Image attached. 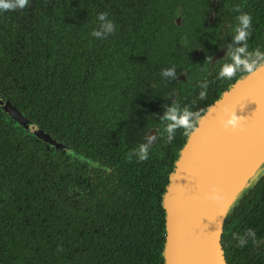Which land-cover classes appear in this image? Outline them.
I'll return each mask as SVG.
<instances>
[{"label":"flooded vegetation","instance_id":"af4514ba","mask_svg":"<svg viewBox=\"0 0 264 264\" xmlns=\"http://www.w3.org/2000/svg\"><path fill=\"white\" fill-rule=\"evenodd\" d=\"M69 1L0 0V95L18 113L13 118L0 105V237L23 229L21 215L34 232L55 199L70 236L76 222L85 229L94 196L101 211L107 186L119 201L129 199L137 182L153 186L156 196L199 115L193 118L189 106L235 81L228 80L246 63H237V51L245 59L264 56L261 0H80L82 38L74 46L81 65L74 68L71 44L68 58H60L46 38L53 26L69 29ZM34 28L42 41L24 38ZM253 36L254 45L247 44ZM29 54L47 57L52 68L58 64L59 74L54 68L43 84L23 81ZM71 67L84 75L78 84L71 83ZM75 86L80 99L71 97ZM22 120L64 149L33 135ZM94 148L96 160L87 154ZM23 154L49 162L41 173L24 172L39 164L21 162ZM93 167L99 169L96 190ZM223 250L227 264H264V179L224 221ZM6 263L0 247V264Z\"/></svg>","mask_w":264,"mask_h":264},{"label":"water","instance_id":"95a60500","mask_svg":"<svg viewBox=\"0 0 264 264\" xmlns=\"http://www.w3.org/2000/svg\"><path fill=\"white\" fill-rule=\"evenodd\" d=\"M2 109L18 113L0 95ZM29 131L64 149L35 125ZM264 175V60L239 75L197 116L162 193L164 264H227L223 225Z\"/></svg>","mask_w":264,"mask_h":264},{"label":"trees","instance_id":"16d2710c","mask_svg":"<svg viewBox=\"0 0 264 264\" xmlns=\"http://www.w3.org/2000/svg\"><path fill=\"white\" fill-rule=\"evenodd\" d=\"M255 1L252 0L253 3ZM69 2V29H63L62 26H53L55 27H52L54 33H47L46 38L47 42H53L54 49L60 58H64V56L66 59L68 58L66 56L67 46L71 44V56L78 61L79 56L76 53L78 48L74 45L79 42V38H82L80 25V22L83 21L81 17L82 7L80 0H70ZM60 6H62V3H60ZM261 6L264 9V0H261ZM252 12L250 20L257 19L258 16L255 10H252ZM254 25V23L251 24L252 27ZM57 28H62L66 32H58ZM38 34L41 35L34 28L29 33H25L24 38H39ZM90 35L94 38L93 32ZM39 39L42 41L41 38ZM254 39V36L247 37V44L254 45ZM240 54L237 51V63L246 60L245 67L234 73L228 81L235 80L237 76L250 71L264 60V56L245 59ZM75 64L74 68H79L81 62L78 61ZM57 66L58 64L53 65L55 68L54 74H59ZM54 68H52V64L47 57H33L32 54H29L23 59L22 73L19 78L29 84H43L49 81L50 71ZM60 75L63 76V73L60 72ZM81 77L83 79L84 75L81 76L80 72L74 73L73 67H71V83L78 84ZM200 85L203 86L204 84L200 83ZM209 86L203 87L207 88ZM213 86H216V84L214 83ZM223 88L224 86L214 87V90L208 94L213 95L207 99L200 97L198 105L189 106L191 111L194 110L193 118L196 114L201 113L203 107L214 101ZM80 92L78 86L72 87L71 97L80 99ZM95 153L96 148L88 149V156L96 160ZM21 162L38 163L39 167L35 169L25 167L24 172L33 173L36 171L41 173L44 169L41 167L42 163L49 161L47 158L43 159L40 154L37 156L23 154ZM98 171V167H93L89 176L93 180L92 188L95 190L99 178ZM112 173L113 170L111 169L107 175ZM28 178L34 177L29 176ZM260 179L263 180L264 176ZM150 188L154 187L137 182L129 199L124 197L123 201H119L116 189L107 186L103 190L101 211H95L96 197L94 196L92 213L88 218L90 221L87 220L88 223L85 229L78 228L79 225L76 222L70 236L61 200L55 199L52 213L47 214L44 221L40 218L36 220L39 223L36 225L34 232L28 229L30 224H25L22 220L23 216H19L18 220L21 223L18 226L23 227V229L13 234H7L6 238L4 236L0 237V247L6 251V264H164L161 252L164 244L165 211L161 205V191H164L165 188L162 185L156 196L152 195ZM122 210L124 211L123 214H121ZM97 214L100 215L99 219ZM39 227H45V229L41 230ZM70 239L71 244H69ZM221 243L223 247V233Z\"/></svg>","mask_w":264,"mask_h":264}]
</instances>
